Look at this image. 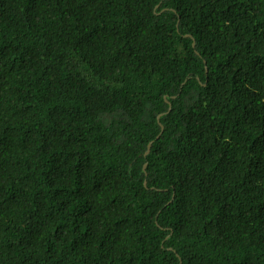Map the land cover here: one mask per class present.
<instances>
[{
  "label": "trees",
  "instance_id": "1",
  "mask_svg": "<svg viewBox=\"0 0 264 264\" xmlns=\"http://www.w3.org/2000/svg\"><path fill=\"white\" fill-rule=\"evenodd\" d=\"M0 264H264V0H0Z\"/></svg>",
  "mask_w": 264,
  "mask_h": 264
},
{
  "label": "water",
  "instance_id": "2",
  "mask_svg": "<svg viewBox=\"0 0 264 264\" xmlns=\"http://www.w3.org/2000/svg\"><path fill=\"white\" fill-rule=\"evenodd\" d=\"M188 36H189V35H188ZM192 44L194 45V42H193ZM169 109H170V107L168 108V111H169ZM157 119H159V117H157ZM158 123H159V122H158ZM159 125H160V123H159ZM161 130H162V127H161ZM160 132H161V131H160ZM158 136H159V134L155 137V139H157ZM152 142H153V140H151V141L147 144V147H146V151H145V153H144V156H146V155L149 153L150 148H151V145H152ZM145 168H146V164L143 165V170H145ZM144 185H146L145 182H144Z\"/></svg>",
  "mask_w": 264,
  "mask_h": 264
}]
</instances>
